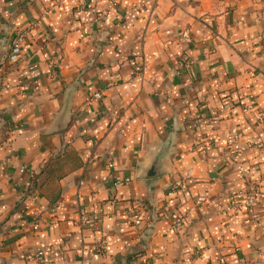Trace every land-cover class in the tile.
I'll return each instance as SVG.
<instances>
[{"label": "crops", "instance_id": "obj_1", "mask_svg": "<svg viewBox=\"0 0 264 264\" xmlns=\"http://www.w3.org/2000/svg\"><path fill=\"white\" fill-rule=\"evenodd\" d=\"M2 49L0 264H264V0H0Z\"/></svg>", "mask_w": 264, "mask_h": 264}, {"label": "built area", "instance_id": "obj_2", "mask_svg": "<svg viewBox=\"0 0 264 264\" xmlns=\"http://www.w3.org/2000/svg\"><path fill=\"white\" fill-rule=\"evenodd\" d=\"M186 37V40L189 39L188 35H184ZM23 33H18L15 36L12 37L11 42H10V52L8 54V59L10 61H13L14 59H16L18 57V55L21 52V45H22V40H23ZM102 97V93L101 92H97L94 94V98L96 99H100ZM129 181V179H128ZM257 189H252L250 192H248L246 194V197L244 199V201L240 202V201H236L235 203H233L231 206H229L226 211L224 212L225 215H229L231 212H237L239 211L242 207H250L252 206L253 202L255 201L256 197H257ZM181 218L178 217L176 218V222H181ZM35 229H37V226H35ZM98 251L100 253L104 252L105 249V245L101 242L98 244Z\"/></svg>", "mask_w": 264, "mask_h": 264}, {"label": "water", "instance_id": "obj_3", "mask_svg": "<svg viewBox=\"0 0 264 264\" xmlns=\"http://www.w3.org/2000/svg\"><path fill=\"white\" fill-rule=\"evenodd\" d=\"M5 54H6V51L4 49H2L0 51V60L3 58V56ZM66 111H67V107H65L62 115L60 116V123H63ZM167 148H168V146H167ZM166 155H167V153L165 152V148L160 150L156 154V156L154 157V159L152 160L150 165L144 169V176L145 177H155V176L162 174L165 171L164 159H165Z\"/></svg>", "mask_w": 264, "mask_h": 264}, {"label": "trees", "instance_id": "obj_4", "mask_svg": "<svg viewBox=\"0 0 264 264\" xmlns=\"http://www.w3.org/2000/svg\"><path fill=\"white\" fill-rule=\"evenodd\" d=\"M57 159H59V157H58V158H55V159H53V160H52V162H54V161H57ZM50 165H51V163H50Z\"/></svg>", "mask_w": 264, "mask_h": 264}]
</instances>
